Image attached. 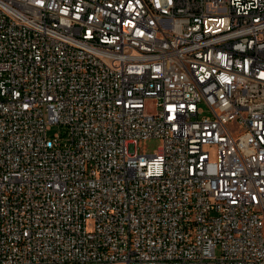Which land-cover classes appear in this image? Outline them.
I'll return each mask as SVG.
<instances>
[{
	"label": "built area",
	"instance_id": "2783aa9c",
	"mask_svg": "<svg viewBox=\"0 0 264 264\" xmlns=\"http://www.w3.org/2000/svg\"><path fill=\"white\" fill-rule=\"evenodd\" d=\"M0 264H264V0H0Z\"/></svg>",
	"mask_w": 264,
	"mask_h": 264
},
{
	"label": "rangeland",
	"instance_id": "374dc122",
	"mask_svg": "<svg viewBox=\"0 0 264 264\" xmlns=\"http://www.w3.org/2000/svg\"><path fill=\"white\" fill-rule=\"evenodd\" d=\"M63 130V126L60 124H53L51 129L48 131L49 135H53L56 132H60ZM162 141L160 138H147V139H140L137 143V151L140 153H152L157 150Z\"/></svg>",
	"mask_w": 264,
	"mask_h": 264
}]
</instances>
